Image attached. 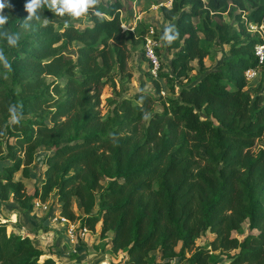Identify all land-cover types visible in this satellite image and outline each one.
Here are the masks:
<instances>
[{
	"label": "trees",
	"instance_id": "obj_1",
	"mask_svg": "<svg viewBox=\"0 0 264 264\" xmlns=\"http://www.w3.org/2000/svg\"><path fill=\"white\" fill-rule=\"evenodd\" d=\"M8 3L12 7L4 9L8 16L4 28L20 38L18 46L8 47L0 37V50L11 65L6 69L0 64V160H11L0 165V199L12 193L22 207L32 209L36 198L42 202L50 188L59 184L62 201L56 216L75 221L65 208L70 209L72 193L78 195L84 214L75 226L77 237L83 227L94 229L101 220V235L114 231L113 249L126 248L125 264H146L155 248L166 259L154 264H173L174 257L186 258L189 264H214L208 249L185 255L205 227L215 232L213 248H239L229 255L227 264H264V149L250 150L264 133V104H260L264 94L252 98L245 88V71L264 68V60L258 63L254 53L262 38L246 26L249 21L264 24V0H170V5L161 6L169 22L156 30L160 64L153 82L158 91L160 78L173 93L177 83L180 87L176 94L160 95L162 108L139 128L141 105L123 97L113 106L112 115L101 121L97 98L90 91L109 75L115 61L124 65L130 52L127 37L138 41L134 37L148 28L137 34L121 27L123 0H101L104 20L89 14L82 26L77 21L66 26L67 17L45 8L39 13L40 21H33L28 30L21 28L28 15L26 0ZM224 13L235 20V26ZM139 24L146 22L139 20L135 28ZM167 25H174L179 33L171 45L161 40ZM199 32L229 46L214 68L204 67L208 50ZM74 40L80 42L76 61L66 52ZM160 46L172 55L169 70L162 67ZM193 59L198 62V78L187 82L195 68ZM76 67L80 77L74 74ZM42 73L64 77V81L47 82ZM51 85L57 96L50 94ZM10 104L22 106L19 125L9 124ZM35 106L39 109L34 110ZM50 106L54 108H46ZM46 112L52 116L51 125L44 119ZM105 126L110 129L106 131ZM10 137L28 145L25 162L16 156ZM62 138L66 139L63 144ZM40 144L52 147L47 177L26 194L23 182L13 174L32 160ZM101 145H109L111 153L100 152ZM105 177L111 179L105 197L97 202L93 189ZM72 183L75 190L65 189ZM95 204L100 207L94 212ZM245 220L258 231L239 239L233 231ZM41 253L29 235L8 232L7 223L0 221L1 264H56L51 256L39 261Z\"/></svg>",
	"mask_w": 264,
	"mask_h": 264
},
{
	"label": "rangeland",
	"instance_id": "obj_2",
	"mask_svg": "<svg viewBox=\"0 0 264 264\" xmlns=\"http://www.w3.org/2000/svg\"><path fill=\"white\" fill-rule=\"evenodd\" d=\"M106 1V0H102ZM137 5V11L139 18L138 20H144L146 24H139L137 28L134 23H130L133 19L134 8L133 4ZM162 5H170V0H123V6L121 8V27L129 26L133 27V31L138 34L141 29L146 26L152 25L156 30H160L161 27L169 22L165 18L161 11ZM135 10V11H136ZM235 11H238L235 10ZM146 17V18H145ZM224 18L228 20L233 26L236 25L235 20L224 13ZM58 17H55V26L60 28L61 25L57 24ZM137 20V21H138ZM196 20V18H195ZM77 23L82 26L87 23L85 18L78 20ZM123 24V25H122ZM143 34V33H142ZM142 34L139 37H134L138 41H132L130 37H127V43L130 48V52L127 53L124 65L120 66L117 61L114 62L113 67L110 70L108 76L100 79L96 84V90L94 86L91 87V92L95 94L94 98H97V118L101 121L106 120L109 115L113 113V106L115 103L122 99L123 97H130L133 99L134 103H138L142 107L143 117L142 121L138 125L146 124L150 115L157 110H160L163 106L161 103L162 99L158 97L161 95L165 97L166 95L176 94L180 85L177 83L174 87L175 92L169 91L167 83L163 79L161 80V89L158 91L153 79L156 75L152 74L150 66L147 59L143 54L142 45ZM201 39V44L208 50V53L203 57L204 67L214 68L228 53V44H217L214 41L208 40L204 37L203 33L199 32ZM80 42L78 40L72 41V43L67 48L66 52L71 53L73 56V61H76V56L78 53V45ZM159 51L161 53L162 67L165 70H169L170 66L167 64L168 59L172 56L163 47L160 46ZM195 66L194 69L189 71V79L187 82L195 81L198 78L199 68L197 59L191 61ZM252 73L246 74L247 83L245 88L250 92L252 98L256 97L257 94H264V68L258 67L254 68ZM74 74L78 77L81 76L79 68L76 67ZM45 81H59L62 83L64 77H58L49 73H42ZM157 78V77H156ZM143 90V91H142ZM50 94L57 96L56 92L53 90L51 85ZM141 94L147 95V98H141ZM142 95V96H144ZM92 98V99H94ZM264 104V99L260 102ZM50 109V107H46ZM52 107L51 109H53ZM39 109V106H35L34 110ZM33 113V112H32ZM23 117H26L24 115ZM61 116L60 118H64ZM96 118V119H97ZM10 120V116L8 117ZM44 119L47 124L51 125L53 123L52 116L49 112L44 114ZM97 119V120H98ZM106 121V125L108 124ZM113 127V126H110ZM128 128V127H127ZM106 131L110 128L105 126ZM126 129V128H125ZM8 141L15 143V154L17 157H21L23 162L27 159V153L25 149L28 146L26 143L17 140L15 137L8 138ZM66 142L65 138H62L60 143ZM110 143V142H109ZM5 144V141L3 142ZM260 149H264V133L254 140L253 145L250 150L252 152H257ZM5 151L7 149L5 148ZM99 151L109 155L111 153V147L109 145H101ZM52 152V147L49 145L40 144L36 146L33 150L32 160L28 163L22 164L20 168L14 172V179L21 180L24 184V191L26 194L31 193L34 187L38 184L41 185L42 181L46 179V167L48 166L47 156ZM11 160L5 159L0 160V165L10 162ZM25 166L26 169H23ZM91 167L90 165L87 167ZM71 170L70 173H73ZM27 173V175H25ZM111 177H105L101 180V185H97L93 189L96 201L103 199L104 191L108 185ZM65 189L75 190V185L69 184L65 186ZM60 185H53L47 195L42 199V202L47 207L35 208L34 205L32 209H25L22 207L18 200L13 198L12 193L8 194V197L4 200L0 199V221H5L7 223L8 232H15L23 235H29L33 242L41 248V255L39 256V261H42L45 257L51 256L55 259L56 264H125L128 254L126 248L114 250L112 237L114 236L113 230H108L106 233L101 235L100 225L101 220L96 223L94 229H87L83 234L77 237V228L74 227V240L67 239L65 234L67 230L71 227L66 221L61 219H54L56 217V211L60 209ZM70 199V209L67 207L66 214H72L75 221H72L76 226L79 221V216H82L84 212L82 211V206H80L81 199L78 195L73 194L69 197ZM37 198L34 200V204ZM64 203V201L62 202ZM100 206L95 204L92 211H97ZM13 215L14 222L9 219ZM258 229H251L248 220L242 222L241 226L233 231L239 239H242L247 233L257 232ZM215 237V232L211 231L209 228L205 227L201 230V233L195 238L194 243L190 250L185 252V255H190L194 250L197 249H208L211 252V258L214 260V264H227L230 259L229 255L236 253L239 248H213L211 241ZM80 241V245L85 246L86 250L82 251L81 248H75L74 242ZM181 242L177 243L176 249L180 247ZM72 248V249H71ZM74 252L75 255H70ZM151 256L147 258L146 264L160 263L166 258H162V253L158 248L152 249L150 251ZM69 257V259H67ZM74 259V261H73ZM173 264H189L188 259L183 258L178 260V257L172 259ZM1 264V263H0Z\"/></svg>",
	"mask_w": 264,
	"mask_h": 264
},
{
	"label": "clouds",
	"instance_id": "obj_3",
	"mask_svg": "<svg viewBox=\"0 0 264 264\" xmlns=\"http://www.w3.org/2000/svg\"><path fill=\"white\" fill-rule=\"evenodd\" d=\"M101 0H26L24 5L27 16L23 19L21 28L28 30L32 27L33 21H40V11L47 8L55 16L60 18L67 17L65 24L69 22H75L94 14L100 21L104 20V13L100 10ZM12 5L8 3V0H0V37L4 38L8 47L18 46L19 35L16 33H10L4 26L8 22V16L4 14L5 8H11ZM179 36L174 25H167L163 30L161 40L166 45H171ZM0 64H3L4 68L10 69L7 58L4 55L3 50H0ZM143 91V90H142ZM21 107L17 104H10L8 106V112L10 114V125H19L21 121ZM3 133L0 132V135Z\"/></svg>",
	"mask_w": 264,
	"mask_h": 264
},
{
	"label": "built area",
	"instance_id": "obj_4",
	"mask_svg": "<svg viewBox=\"0 0 264 264\" xmlns=\"http://www.w3.org/2000/svg\"><path fill=\"white\" fill-rule=\"evenodd\" d=\"M123 25V24H122ZM125 25H123V29H126L127 27H124ZM247 29L252 32V33H258L260 35V37L262 38V41L257 43L254 46V53L257 57L258 63L263 62L264 60V24L263 23H255L252 21L247 22L246 24ZM134 26L132 27H128L130 29H133ZM143 37V53L145 58L148 61V64L150 66L151 72L154 75H157V70L160 64L159 61V56L157 53V46L159 45V39L157 37V31L156 29L150 25L146 31L143 33L142 35ZM254 68L257 67H250L245 71V76L246 74H248L249 72L252 73L253 70H255ZM35 207H46V204L42 203L39 199H37L35 201L34 204ZM54 219H61L63 221H68L69 225H71V227L67 230L69 237H71L73 239L74 237V223H72L71 221H69L66 217L57 214L56 217H54ZM87 230L86 227H83L81 230V233L83 234L85 231Z\"/></svg>",
	"mask_w": 264,
	"mask_h": 264
},
{
	"label": "crops",
	"instance_id": "obj_5",
	"mask_svg": "<svg viewBox=\"0 0 264 264\" xmlns=\"http://www.w3.org/2000/svg\"><path fill=\"white\" fill-rule=\"evenodd\" d=\"M136 7H137V5L134 3V4H133L134 14H135V13H136V14L133 16V19H132V21L130 22V23H132V22L134 23V22H135L134 25L137 24V22L139 21L138 18H139V16H140V15L137 14V13H138V11H137L138 9H137ZM136 9H137V10H136ZM135 10H136V11H135ZM145 18H146V17H145ZM137 20H138V21H137ZM141 20H142V19H141ZM134 25H133V26H134ZM10 215H11V214H10ZM12 216H13V215H11V218H10L9 220H10L11 222H14L13 220H16V219H13ZM65 236L67 237V239H70V238L68 237V234H67V233L65 234ZM72 240H74V239H72ZM74 245L76 246L75 248H81L82 251L86 250V247L80 245V243H79L78 241L74 242ZM71 249H72V248H71ZM70 255H75V253H74V252H71ZM67 259H69V257H68ZM73 261H74V259H73ZM64 264H65V263H64ZM82 264H83V263H82Z\"/></svg>",
	"mask_w": 264,
	"mask_h": 264
},
{
	"label": "bare ground",
	"instance_id": "obj_6",
	"mask_svg": "<svg viewBox=\"0 0 264 264\" xmlns=\"http://www.w3.org/2000/svg\"><path fill=\"white\" fill-rule=\"evenodd\" d=\"M104 264H108V262H105Z\"/></svg>",
	"mask_w": 264,
	"mask_h": 264
}]
</instances>
